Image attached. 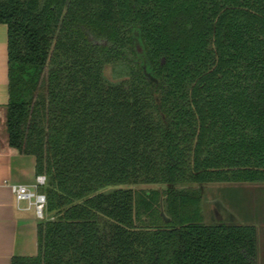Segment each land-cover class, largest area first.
Returning a JSON list of instances; mask_svg holds the SVG:
<instances>
[{
  "label": "trees",
  "instance_id": "16d2710c",
  "mask_svg": "<svg viewBox=\"0 0 264 264\" xmlns=\"http://www.w3.org/2000/svg\"><path fill=\"white\" fill-rule=\"evenodd\" d=\"M0 24L8 142L46 177L11 264H258L202 187L264 183V0H0Z\"/></svg>",
  "mask_w": 264,
  "mask_h": 264
},
{
  "label": "crops",
  "instance_id": "0c3cea01",
  "mask_svg": "<svg viewBox=\"0 0 264 264\" xmlns=\"http://www.w3.org/2000/svg\"><path fill=\"white\" fill-rule=\"evenodd\" d=\"M9 101L8 29L0 24V264H11L14 257L38 254L39 219L33 205L18 202L13 185L35 190L36 158L22 155L9 145L6 129ZM40 188L37 189L38 192ZM254 225L258 243V264H264V222Z\"/></svg>",
  "mask_w": 264,
  "mask_h": 264
},
{
  "label": "rangeland",
  "instance_id": "374dc122",
  "mask_svg": "<svg viewBox=\"0 0 264 264\" xmlns=\"http://www.w3.org/2000/svg\"><path fill=\"white\" fill-rule=\"evenodd\" d=\"M106 75L116 80L111 67ZM203 222L245 225L264 222V183H215L202 187Z\"/></svg>",
  "mask_w": 264,
  "mask_h": 264
},
{
  "label": "built area",
  "instance_id": "2783aa9c",
  "mask_svg": "<svg viewBox=\"0 0 264 264\" xmlns=\"http://www.w3.org/2000/svg\"><path fill=\"white\" fill-rule=\"evenodd\" d=\"M46 177L44 175H37L34 188L35 190H30L29 187L24 185H13L12 190L15 194L16 200L18 202L27 201L33 205L36 216L39 219L44 217V209L46 205V195L44 193L38 192L37 189L45 186Z\"/></svg>",
  "mask_w": 264,
  "mask_h": 264
}]
</instances>
